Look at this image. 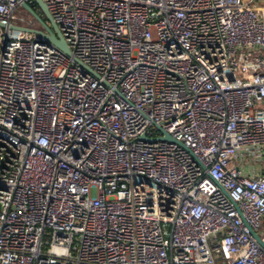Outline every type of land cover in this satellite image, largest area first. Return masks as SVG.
Wrapping results in <instances>:
<instances>
[{
    "label": "built area",
    "instance_id": "built-area-1",
    "mask_svg": "<svg viewBox=\"0 0 264 264\" xmlns=\"http://www.w3.org/2000/svg\"><path fill=\"white\" fill-rule=\"evenodd\" d=\"M22 1L0 264H264V0H42L71 56L10 28Z\"/></svg>",
    "mask_w": 264,
    "mask_h": 264
},
{
    "label": "water",
    "instance_id": "water-1",
    "mask_svg": "<svg viewBox=\"0 0 264 264\" xmlns=\"http://www.w3.org/2000/svg\"><path fill=\"white\" fill-rule=\"evenodd\" d=\"M33 4L37 6V10L33 8ZM20 5L27 14H29L33 19L37 21L40 27L30 28L21 25H11L10 28L29 33H35L36 35L41 37L47 44L55 47L56 49L60 50L68 56L72 55L71 50L65 42L64 38L62 37V34L57 24L54 22L46 4L42 0H32L31 2L22 1ZM0 27L4 26L0 23ZM75 60L79 64H81L78 59ZM159 130L162 131L160 128ZM164 135L165 139L181 144L180 142L175 141L171 136L165 133ZM251 233L255 237L256 241L264 248V241H261L259 236L253 231H251Z\"/></svg>",
    "mask_w": 264,
    "mask_h": 264
},
{
    "label": "rangeland",
    "instance_id": "rangeland-1",
    "mask_svg": "<svg viewBox=\"0 0 264 264\" xmlns=\"http://www.w3.org/2000/svg\"><path fill=\"white\" fill-rule=\"evenodd\" d=\"M16 14L20 17H22L23 22L25 24H28L29 26H31L32 28H39V24L37 23V21L35 19H33L31 16H29L27 13H25L22 9L17 8L16 9Z\"/></svg>",
    "mask_w": 264,
    "mask_h": 264
},
{
    "label": "trees",
    "instance_id": "trees-1",
    "mask_svg": "<svg viewBox=\"0 0 264 264\" xmlns=\"http://www.w3.org/2000/svg\"><path fill=\"white\" fill-rule=\"evenodd\" d=\"M33 8H34L35 10H37V6H36L35 4H33Z\"/></svg>",
    "mask_w": 264,
    "mask_h": 264
}]
</instances>
